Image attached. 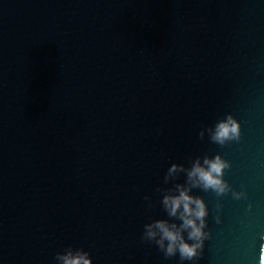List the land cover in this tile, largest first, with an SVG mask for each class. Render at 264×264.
I'll use <instances>...</instances> for the list:
<instances>
[{
    "label": "water",
    "instance_id": "1",
    "mask_svg": "<svg viewBox=\"0 0 264 264\" xmlns=\"http://www.w3.org/2000/svg\"><path fill=\"white\" fill-rule=\"evenodd\" d=\"M217 155L201 254L166 256L145 226ZM261 234L264 0H0V264H260Z\"/></svg>",
    "mask_w": 264,
    "mask_h": 264
},
{
    "label": "clouds",
    "instance_id": "2",
    "mask_svg": "<svg viewBox=\"0 0 264 264\" xmlns=\"http://www.w3.org/2000/svg\"><path fill=\"white\" fill-rule=\"evenodd\" d=\"M241 134L240 124L232 116L218 122L212 131V141L220 144L238 139ZM203 135V133H201ZM229 163L221 156L204 158L203 163L196 160L187 171L189 187L177 185L172 194L166 195L163 205L168 214L177 217L181 224H169L167 221H156L145 226V237L155 240L166 256H174L177 253L181 261H195L201 254L204 242L209 237L206 232L207 205L203 199L191 194L192 187H202L205 190H213L218 195L229 190L228 184L223 180L224 170ZM179 171H185L180 165H172L168 171L171 178ZM239 197L242 193H234ZM187 232V237L184 233ZM264 241V234L260 236ZM261 257H264V243L260 245ZM60 264H93L89 253L84 251H71L58 255ZM260 264H264V259Z\"/></svg>",
    "mask_w": 264,
    "mask_h": 264
},
{
    "label": "snow or ice",
    "instance_id": "3",
    "mask_svg": "<svg viewBox=\"0 0 264 264\" xmlns=\"http://www.w3.org/2000/svg\"><path fill=\"white\" fill-rule=\"evenodd\" d=\"M261 259H264V257H261Z\"/></svg>",
    "mask_w": 264,
    "mask_h": 264
}]
</instances>
